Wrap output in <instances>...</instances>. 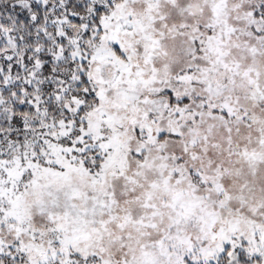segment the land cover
Returning <instances> with one entry per match:
<instances>
[{
    "label": "snow or ice",
    "instance_id": "6c2138e0",
    "mask_svg": "<svg viewBox=\"0 0 264 264\" xmlns=\"http://www.w3.org/2000/svg\"><path fill=\"white\" fill-rule=\"evenodd\" d=\"M0 264H264V0H0Z\"/></svg>",
    "mask_w": 264,
    "mask_h": 264
}]
</instances>
